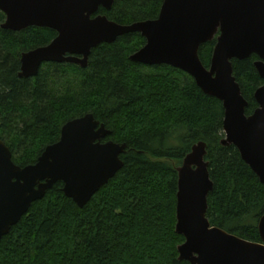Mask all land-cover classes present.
Here are the masks:
<instances>
[{"label": "trees", "instance_id": "1", "mask_svg": "<svg viewBox=\"0 0 264 264\" xmlns=\"http://www.w3.org/2000/svg\"><path fill=\"white\" fill-rule=\"evenodd\" d=\"M164 0H115L98 15L129 26L158 19ZM0 140L22 168L37 163L60 141L70 121L92 114L111 132L106 142L126 144L124 168L84 207L67 198L63 183L34 203L0 244V264H190L179 260L185 239L176 232L177 169L192 147L208 145L206 161L214 190L207 218L214 227L261 243L264 185L234 147H223L224 109L195 80L169 66L130 60L146 45L128 34L92 51L87 69L47 63L36 78L21 79L23 53L46 47L57 33L1 28ZM217 40L199 56L210 68ZM256 55L234 60V76L248 102L258 108L256 91L264 85Z\"/></svg>", "mask_w": 264, "mask_h": 264}, {"label": "water", "instance_id": "2", "mask_svg": "<svg viewBox=\"0 0 264 264\" xmlns=\"http://www.w3.org/2000/svg\"><path fill=\"white\" fill-rule=\"evenodd\" d=\"M115 0H0L1 28L22 32L45 28L57 33L46 47L23 53L21 79L36 78L44 64H72L87 69L92 51L128 34H140L146 45L131 56L145 66H169L195 80L198 88L222 103L221 145L234 146L264 185V85L255 93L258 108L246 115L233 61L256 55L264 81V0H164L158 19L119 25L98 15L111 11ZM217 40L210 68L199 51ZM111 132L92 114L68 122L60 141L48 146L36 164L20 167L0 140V244L28 214L32 205L63 183L65 196L79 208L124 168L126 144L103 142ZM208 145L199 142L177 169V226L184 237L179 260L190 264H264V216L258 224L261 243L244 240L211 225L208 198L214 190L206 161Z\"/></svg>", "mask_w": 264, "mask_h": 264}, {"label": "rangeland", "instance_id": "3", "mask_svg": "<svg viewBox=\"0 0 264 264\" xmlns=\"http://www.w3.org/2000/svg\"><path fill=\"white\" fill-rule=\"evenodd\" d=\"M144 47H145V46H144ZM138 52H139V51H138ZM108 137H109V136H108ZM108 137H107V138H108ZM107 138H106V139H107ZM224 138H225V134H224V137H223V139H224ZM106 139H105V140H103V142H106ZM221 141H222V140H221ZM262 217H263V216H262ZM258 224H259V223H258Z\"/></svg>", "mask_w": 264, "mask_h": 264}]
</instances>
